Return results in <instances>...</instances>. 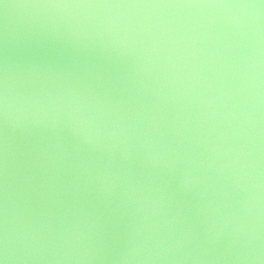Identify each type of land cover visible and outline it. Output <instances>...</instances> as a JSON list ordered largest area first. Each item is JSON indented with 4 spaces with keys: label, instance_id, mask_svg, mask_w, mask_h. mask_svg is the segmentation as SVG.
I'll list each match as a JSON object with an SVG mask.
<instances>
[{
    "label": "water",
    "instance_id": "water-1",
    "mask_svg": "<svg viewBox=\"0 0 264 264\" xmlns=\"http://www.w3.org/2000/svg\"><path fill=\"white\" fill-rule=\"evenodd\" d=\"M38 2L0 0L10 259L264 264V5ZM25 147L63 181L51 222L23 210Z\"/></svg>",
    "mask_w": 264,
    "mask_h": 264
},
{
    "label": "snow or ice",
    "instance_id": "snow-or-ice-1",
    "mask_svg": "<svg viewBox=\"0 0 264 264\" xmlns=\"http://www.w3.org/2000/svg\"><path fill=\"white\" fill-rule=\"evenodd\" d=\"M264 5V0H259ZM13 5L5 4L8 8ZM34 7L57 9H134V8H186L225 6L222 0H39ZM115 107L122 101H106ZM9 81L7 71H0V264H16L8 253L9 196H10V149H9ZM11 165L16 169L13 176L22 181L23 210L29 220L57 218L60 200L54 194L62 191L63 181L56 173H49L43 156H37L25 147ZM68 171V169H65Z\"/></svg>",
    "mask_w": 264,
    "mask_h": 264
}]
</instances>
